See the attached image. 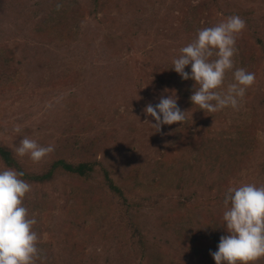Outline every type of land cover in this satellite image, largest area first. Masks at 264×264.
<instances>
[{
    "label": "rangeland",
    "instance_id": "obj_1",
    "mask_svg": "<svg viewBox=\"0 0 264 264\" xmlns=\"http://www.w3.org/2000/svg\"><path fill=\"white\" fill-rule=\"evenodd\" d=\"M231 15L246 22L236 45L258 50L246 64L236 53L233 71L255 83L238 109L206 113L173 60ZM165 89L188 113L158 130L144 110ZM25 137L54 151L20 157ZM0 146L26 172L87 165L28 182L35 264H215L227 189L264 186V0H0Z\"/></svg>",
    "mask_w": 264,
    "mask_h": 264
},
{
    "label": "clouds",
    "instance_id": "obj_2",
    "mask_svg": "<svg viewBox=\"0 0 264 264\" xmlns=\"http://www.w3.org/2000/svg\"><path fill=\"white\" fill-rule=\"evenodd\" d=\"M245 27L246 22L238 15L228 16L215 26L200 29L173 60L172 69L183 80L195 82L192 104L206 113L228 107L238 109L247 89L255 83V73L244 68L233 71V58L238 51L236 38ZM188 66L191 73L185 71ZM228 72H232L234 82L226 91H218ZM165 93L159 103L149 104L144 110L155 119L152 125L158 130L162 125L182 124L188 113L178 106L175 90L165 89ZM53 151V145L43 146L27 137L15 148L16 155H28L33 162L41 161ZM23 175L11 168L0 170V264H35L40 256L38 236L33 231L37 220L29 218L23 206L26 194L31 191V185L21 179ZM224 206L227 235L221 237L217 250L211 253L215 264H257L264 258V186L229 187Z\"/></svg>",
    "mask_w": 264,
    "mask_h": 264
},
{
    "label": "trees",
    "instance_id": "obj_3",
    "mask_svg": "<svg viewBox=\"0 0 264 264\" xmlns=\"http://www.w3.org/2000/svg\"><path fill=\"white\" fill-rule=\"evenodd\" d=\"M259 32L257 31L255 32L256 34L253 35V37H255L253 38V40L257 41L258 43H261V36H263V33L261 32L259 33ZM241 38H244V37H241ZM236 48L238 50L237 55L238 57H240V60L243 63L246 64L249 60H251L252 55H254L256 58V52L258 50L256 49V44L255 45L252 44L251 40H247V41L243 40L242 42H238V44L236 45ZM188 87L192 90L191 84H189ZM189 92L191 94H194V91L193 92L189 91ZM0 160L5 164L7 168H11V169H15L17 171L23 172L24 175L23 177H21V179L25 180L26 182H30V183L41 182L44 184L47 182H51L57 176L58 172L61 169L66 170L67 172L72 173V174L85 175L86 168H87V165L85 164L72 165V164H68L67 161H65L64 159H60V160L58 159L56 161L51 162L47 166L45 165L46 167L44 170L41 168L40 171H33V173L26 172L23 169H20V167H18L17 161L14 158L13 154L9 150H7L4 146H0ZM124 212L120 211L121 216L119 220L121 219V221L118 222L120 224H123L124 218L127 215V213H124ZM136 234H134L133 236H135Z\"/></svg>",
    "mask_w": 264,
    "mask_h": 264
}]
</instances>
